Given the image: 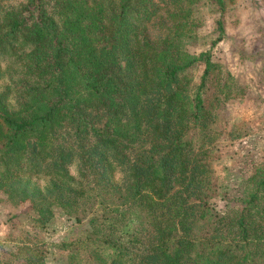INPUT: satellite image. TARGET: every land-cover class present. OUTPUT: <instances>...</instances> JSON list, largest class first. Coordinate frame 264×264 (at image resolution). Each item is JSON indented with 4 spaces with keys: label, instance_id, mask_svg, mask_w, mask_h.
I'll list each match as a JSON object with an SVG mask.
<instances>
[{
    "label": "trees",
    "instance_id": "obj_1",
    "mask_svg": "<svg viewBox=\"0 0 264 264\" xmlns=\"http://www.w3.org/2000/svg\"><path fill=\"white\" fill-rule=\"evenodd\" d=\"M234 1L0 0V192L82 225L55 264H264V163L213 202ZM28 239L0 264H48Z\"/></svg>",
    "mask_w": 264,
    "mask_h": 264
},
{
    "label": "rangeland",
    "instance_id": "obj_2",
    "mask_svg": "<svg viewBox=\"0 0 264 264\" xmlns=\"http://www.w3.org/2000/svg\"><path fill=\"white\" fill-rule=\"evenodd\" d=\"M203 11L210 16L205 4ZM224 21L229 37L213 52L223 72L231 74L234 99L225 101V109L213 125L219 133L208 146L213 181L218 188L213 202L221 209L230 203L229 196L241 186L252 164L264 163V0H235ZM213 30L212 17H208L198 31L197 45L189 49L207 48ZM198 72L194 73L195 79ZM26 206H15L0 192V260L9 258L6 249L11 251L12 246L30 238L32 244L46 250L48 264L65 262L69 251L57 244L85 236L82 225L55 210L46 227L38 228L35 213ZM75 227L79 228L76 232Z\"/></svg>",
    "mask_w": 264,
    "mask_h": 264
}]
</instances>
